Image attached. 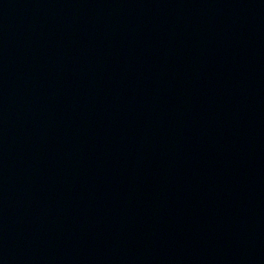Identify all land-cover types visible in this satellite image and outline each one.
<instances>
[{
    "label": "water",
    "instance_id": "water-1",
    "mask_svg": "<svg viewBox=\"0 0 264 264\" xmlns=\"http://www.w3.org/2000/svg\"><path fill=\"white\" fill-rule=\"evenodd\" d=\"M0 264H264V0H0Z\"/></svg>",
    "mask_w": 264,
    "mask_h": 264
}]
</instances>
